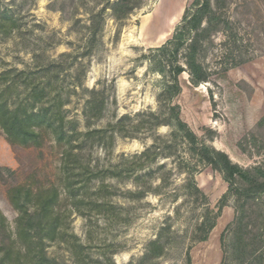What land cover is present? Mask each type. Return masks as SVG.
<instances>
[{"label": "rangeland", "instance_id": "1", "mask_svg": "<svg viewBox=\"0 0 264 264\" xmlns=\"http://www.w3.org/2000/svg\"><path fill=\"white\" fill-rule=\"evenodd\" d=\"M115 1L0 0V19L14 24L9 35L0 33V75L6 74L0 78V99L13 110L25 99L19 72L38 83L40 68L61 64L57 76L49 75V90L62 94L66 132L80 134H73L64 148L77 155L76 166L111 172L80 187L85 175L70 170V180L81 189L76 201L85 203L74 207L61 190L63 146L50 135H44L40 147L11 145L0 129V215L5 219L0 237L14 240L17 212L8 199L10 190L55 186L61 193L62 230L55 240H44V253L57 264H104L108 258L115 264L137 263L162 229L165 254L147 264H187V251L190 264H264V195L239 203L244 218L238 230V201L229 195L207 239H196L207 205L215 213L228 186L209 165L193 163L198 192L189 188L191 179L180 166L184 146L171 136L166 105L159 102L164 81L151 68L152 50L172 37L192 0H136L137 7L123 20L112 16ZM218 6L236 23L240 48L233 49L228 35H216L204 61L212 72L210 81L194 87L189 75L182 74V92L173 104L201 141L248 169L264 162V129L255 128L264 116V0H218ZM96 15L91 36L88 27ZM236 54L240 58H233ZM92 89L102 94L105 108L98 119L87 120L90 95L85 90ZM150 112L158 125L141 115ZM89 130L106 133L85 136ZM244 138L247 153L238 148ZM146 150L157 155L143 167L131 168L133 157ZM73 160L70 166H75ZM102 182L108 193L96 195ZM141 189L143 197L126 193ZM100 196L105 198L97 202L108 203V211L93 206ZM11 240L5 243L10 246Z\"/></svg>", "mask_w": 264, "mask_h": 264}, {"label": "trees", "instance_id": "2", "mask_svg": "<svg viewBox=\"0 0 264 264\" xmlns=\"http://www.w3.org/2000/svg\"><path fill=\"white\" fill-rule=\"evenodd\" d=\"M135 1L116 0L111 5L112 16L117 20L125 19L137 7V2ZM97 17L99 15L94 16L91 20L92 25L88 27L91 36H95V25L97 24L95 18ZM6 22L8 26H3L0 29V33L3 35H9L14 25L11 19L1 17L0 23L4 25ZM235 24L233 18L229 17L223 10H220L218 0H192L190 6L185 9L182 21L175 28L172 37L160 47L152 50L154 58L151 68L164 81L159 102L166 105V122L173 131L171 136L174 139H178L184 146L186 158H182L180 166L189 175V180L191 179L189 188L191 189L192 187L194 192H198L191 176L195 170L193 163L209 165L214 171L219 173L228 186L227 193L222 196L216 206V212L213 213L214 211L207 205L200 222L197 224L195 231L198 233L196 239L199 242L207 239L208 233L214 228L229 195L235 196L239 205L237 230L242 229V220L244 218V212L239 203L246 198L256 199L264 195V162L248 169L233 163L227 154L201 141L181 119L180 107L177 104H173V99L182 92L179 82V77L182 74L187 73L189 75V82L194 87L210 81L212 72L204 61L209 49L214 44L216 35H228L227 39H232L233 49L238 50L240 48L237 45L240 40L235 33ZM64 56L61 55V58ZM233 58H240V56L236 54ZM60 66L61 64L52 62L40 68L38 74L41 76H39L40 81L38 83H35L34 80L29 81L28 77L23 79L25 73L19 72V84L23 83L25 99L13 110H10L6 102L0 99V129L7 142L11 145L40 147L44 141V135H50L55 144L63 146L61 166L65 179L62 181L61 190L65 198L71 199L73 201L72 205L76 207L81 203H85L83 200L76 201L81 189L76 187L77 183L74 180H70V170H78V176L85 175V182L83 180H81L83 182H78L81 185L80 187H84L83 184L85 183L87 186L96 177L105 179L111 172L108 169L92 172L89 166H82L79 163L76 166V161L73 159L77 155L73 154L71 147L64 148L71 142V137L76 132L74 130L69 133L66 132L67 123L62 112L63 99L60 90L56 91L55 94H52L49 90L52 89V86H50L52 77H49V75L53 73L57 76L58 72L56 71ZM5 75H0V78H4ZM12 85L16 86L17 84L13 81ZM85 91L90 95V98L86 101L85 118L87 120L98 119L105 108L104 100L100 97L102 94L98 93L96 89ZM36 107L37 109L35 110ZM141 115L149 119L153 118L149 122L153 121L158 125L159 119L154 113L150 112ZM114 126L109 125L108 128H113ZM255 128L257 132L264 129V116L259 120ZM94 133L104 134L106 130H89L85 136H91ZM251 137L254 139V133H252ZM246 140L247 138H244L238 144V148L243 153H247V148L243 145V142H247ZM156 153V151L146 150L142 154L134 156L135 164L132 162L131 168L136 166L143 167L149 160L154 159L157 155ZM193 158H195V161L191 160ZM71 159L76 167L70 166ZM161 168L164 169V167ZM165 181L166 179L161 178L162 184H165ZM108 189V186L102 182L97 191H95L96 195L103 190L106 191L105 195H107ZM190 189L188 191L193 192ZM126 193L132 197L139 198L143 197L146 192L141 189L136 192L128 191ZM101 198L104 199L105 197H96L93 206L97 209L96 211L103 209L108 211L111 208L108 203L105 201L97 202ZM8 199L13 209L17 212V216L14 223V240H11L10 236L7 237L12 241L11 245L9 246L5 243L7 238L4 236L0 237V264H57L46 257L44 240H55L62 230L64 212L59 207L62 202L60 190L52 186L33 192L29 188L19 186L9 191ZM4 221L5 219L0 215L2 231ZM162 232H164V229H162L155 240L148 243L144 256L137 263L131 262L129 264H147L161 258L165 254L166 247V243L162 240ZM239 239L242 241L243 237L240 236ZM78 248H81L79 244ZM14 251L16 252L14 253ZM186 261L187 264L191 263L188 251ZM104 264L115 263L111 258H108Z\"/></svg>", "mask_w": 264, "mask_h": 264}, {"label": "bare ground", "instance_id": "3", "mask_svg": "<svg viewBox=\"0 0 264 264\" xmlns=\"http://www.w3.org/2000/svg\"><path fill=\"white\" fill-rule=\"evenodd\" d=\"M173 20V19H172Z\"/></svg>", "mask_w": 264, "mask_h": 264}]
</instances>
